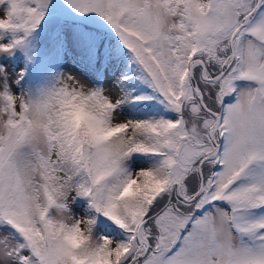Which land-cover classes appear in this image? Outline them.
Segmentation results:
<instances>
[{
    "label": "snow or ice",
    "instance_id": "6c2138e0",
    "mask_svg": "<svg viewBox=\"0 0 264 264\" xmlns=\"http://www.w3.org/2000/svg\"><path fill=\"white\" fill-rule=\"evenodd\" d=\"M0 264H264V0H0Z\"/></svg>",
    "mask_w": 264,
    "mask_h": 264
}]
</instances>
